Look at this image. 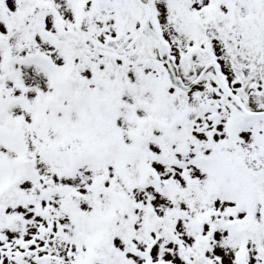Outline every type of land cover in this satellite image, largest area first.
<instances>
[{
    "label": "snow or ice",
    "instance_id": "6c2138e0",
    "mask_svg": "<svg viewBox=\"0 0 264 264\" xmlns=\"http://www.w3.org/2000/svg\"><path fill=\"white\" fill-rule=\"evenodd\" d=\"M0 264H264V0H0Z\"/></svg>",
    "mask_w": 264,
    "mask_h": 264
}]
</instances>
